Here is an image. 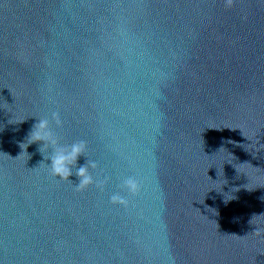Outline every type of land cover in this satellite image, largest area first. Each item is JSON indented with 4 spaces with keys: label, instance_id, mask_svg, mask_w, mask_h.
Returning a JSON list of instances; mask_svg holds the SVG:
<instances>
[{
    "label": "water",
    "instance_id": "1",
    "mask_svg": "<svg viewBox=\"0 0 264 264\" xmlns=\"http://www.w3.org/2000/svg\"><path fill=\"white\" fill-rule=\"evenodd\" d=\"M39 119L102 189L20 148ZM260 143L264 0H0V264H264Z\"/></svg>",
    "mask_w": 264,
    "mask_h": 264
},
{
    "label": "clouds",
    "instance_id": "2",
    "mask_svg": "<svg viewBox=\"0 0 264 264\" xmlns=\"http://www.w3.org/2000/svg\"><path fill=\"white\" fill-rule=\"evenodd\" d=\"M230 2L231 0H229V3ZM53 119H55L57 123H59V119H58V116H56V114H53ZM34 142H42L39 148V151L41 152V154L45 149H49V148L51 149L50 155H48L47 157H45L43 154L42 155L44 159L50 160V164H48V166L50 167L51 173L54 176L58 177L61 180H70L69 177L75 174L79 179V183L75 184V187L78 191L84 190L93 184H95L97 188H100V189L103 188L102 183L94 180L93 176L91 175L89 171L90 168L94 169L96 167V164L94 162L85 163L79 167H76L78 158L81 157L82 155L84 156V152L86 150V144L83 141L76 142L68 146L61 145L58 138L50 130L49 121L47 119H39L38 122L33 125L31 131L29 132L26 138V142H21L19 146L22 150H26L28 145ZM22 145H23V148H22ZM261 145H264V144H261V143L258 144L257 148H261ZM222 148L226 150V158H225V162L223 163V167L225 163L232 165L236 169L237 173L244 174L248 178V181H249L248 174L246 172L240 171L235 166L237 164L243 165L248 162L234 163L236 158L234 157L232 153H230L223 146H221L218 149V151H216L215 153L219 152ZM228 157H233L234 159H232L231 162H229ZM73 168H75V172H73ZM253 168H257V167H253ZM223 181L224 182L220 184L219 190H217L216 188H212L209 191L215 190L216 192L220 193L223 198L222 202L226 206L229 202L237 199V196L235 194L240 190V187H232L229 189V191L225 192L224 186L227 185L228 182L225 179H223ZM249 183L250 181L241 187H243L244 189L248 191H252L258 187H264V185H258L255 188H249L247 186ZM123 187L129 192L135 193L137 191L138 185L134 179L129 178L124 181ZM262 199H264V197H262ZM111 202L114 204L126 203L124 198L120 196L119 194L112 195ZM260 216H264V214L254 215L251 218L250 223L253 224L254 218L260 217ZM259 231H260V228L256 226L254 232L259 233Z\"/></svg>",
    "mask_w": 264,
    "mask_h": 264
}]
</instances>
